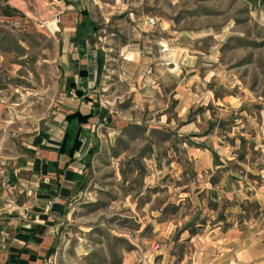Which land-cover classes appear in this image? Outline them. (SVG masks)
<instances>
[{
	"label": "rangeland",
	"instance_id": "1",
	"mask_svg": "<svg viewBox=\"0 0 264 264\" xmlns=\"http://www.w3.org/2000/svg\"><path fill=\"white\" fill-rule=\"evenodd\" d=\"M250 2L256 1L78 0L68 8L63 0H0L1 155L19 150L39 121L59 105L63 29L79 21L84 10L103 49V85L113 80L120 54L134 50L144 53V67L157 73L166 90L175 82L183 83L190 70L203 77L200 82L209 91L204 101L208 97L209 102L192 106L182 119L199 121L195 122L199 134L208 135L203 143L211 149L216 139L228 146L231 159L224 169L234 175L241 170L247 182L242 189L236 184L215 192L194 189L188 198L181 196L187 189H176L175 182L184 185L200 177L183 149L186 135L173 137L183 121L175 119L177 109L170 97L167 107H157V117L165 114L173 121L150 138L155 162L149 158L151 166L143 167L142 160L130 158L123 164L130 174L156 167L168 173L157 175V186L149 184L145 189L141 176L133 173L125 187L103 185L96 203L76 206L61 227L52 264H187L195 248L185 240V231L197 233L211 226H195L201 224L202 215L215 212L230 217L241 209L244 213L239 217L247 221L259 214L254 200L244 199L264 181V6ZM3 10L10 16L2 15ZM171 169L178 173L169 175ZM221 177L215 171L210 179L218 182ZM234 179L226 182L234 185ZM251 224L241 227L248 230ZM157 226L170 231L161 233Z\"/></svg>",
	"mask_w": 264,
	"mask_h": 264
},
{
	"label": "crops",
	"instance_id": "2",
	"mask_svg": "<svg viewBox=\"0 0 264 264\" xmlns=\"http://www.w3.org/2000/svg\"><path fill=\"white\" fill-rule=\"evenodd\" d=\"M63 1L68 8L78 2ZM79 17V21L67 23L63 29L64 80L59 105L39 121L37 129L19 150H9V155L0 154V208L4 207L5 199L13 200L11 209L0 210V258H4L3 264H52L60 230L67 217L76 206L96 203L103 185L123 188L134 173L138 178L141 176L145 185L142 188L149 184L157 186V175H162L164 169L145 168L130 174L123 164L130 158L142 160L143 167L151 166L147 165L149 158L155 162L150 138L173 121L165 114L157 117V107H167L170 97L177 109L175 119L183 121L173 137L186 135L183 149L193 163L192 171L200 177L186 180L184 185L175 182L176 189H187L181 196L188 198L194 189L203 193L215 192L236 188V184L242 189V183L247 184L241 170L234 175L224 169L227 160L231 159V149L220 139H216L218 143L211 149L209 144L203 143L208 135L199 134L196 126L199 121L182 119L192 106L204 107L209 102L208 97L204 101V94L209 91L200 82L202 76L194 75L195 71L190 70L186 72V78L182 77L185 78L183 83L175 82L170 90H166L165 85L157 81V73L150 74L144 67V53L134 50L120 54V65L116 72L113 71L114 76L111 75L113 80L103 85L106 78L102 73L103 49L98 46L96 30L86 18L87 13L82 10ZM74 113L87 117L85 123L67 120V116ZM74 139H78L79 147L72 151ZM131 150L135 153H129ZM226 154L229 157H224ZM261 155L264 158V153ZM175 171L169 170V175L175 176L178 173ZM215 171L222 175L218 182L210 179ZM146 172L152 178L147 177ZM230 177L235 178L234 185L226 182ZM250 197L259 206L255 218H246V221L239 217L244 213L241 209L230 217L210 212L202 215L205 217L201 224H195L203 227L211 223L209 228L206 226L192 235L185 231V240L195 248L187 264H264V181L244 199ZM195 204L199 205L197 199ZM246 222H253L248 230L241 227ZM226 224L230 225L223 229ZM157 230L163 233L170 231V227L157 226ZM208 248L211 252L207 254Z\"/></svg>",
	"mask_w": 264,
	"mask_h": 264
},
{
	"label": "trees",
	"instance_id": "3",
	"mask_svg": "<svg viewBox=\"0 0 264 264\" xmlns=\"http://www.w3.org/2000/svg\"><path fill=\"white\" fill-rule=\"evenodd\" d=\"M256 2H250L252 5L261 3L260 6H264V0H255ZM4 16H10V14L7 13V11L3 10V12L1 13ZM86 21V20H85ZM73 119H77L79 124H83L85 123V121L87 120V117L85 116H81L78 113H74L71 114L69 116H67V120H73ZM79 147V142L78 139H74L73 141H71V150L73 151L74 149H77ZM221 218V216H219V219ZM194 230L189 231V234H194Z\"/></svg>",
	"mask_w": 264,
	"mask_h": 264
},
{
	"label": "built area",
	"instance_id": "4",
	"mask_svg": "<svg viewBox=\"0 0 264 264\" xmlns=\"http://www.w3.org/2000/svg\"><path fill=\"white\" fill-rule=\"evenodd\" d=\"M58 19L59 18H58V15H57L55 21L57 22ZM0 174H1V172H0ZM1 190H2V188L0 186V199H1V194H2ZM12 207H13V200L10 199V198H7V199L4 200V207L0 208V210H2V209L8 210V209H11Z\"/></svg>",
	"mask_w": 264,
	"mask_h": 264
}]
</instances>
